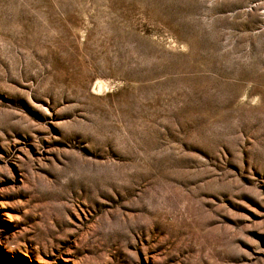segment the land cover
Masks as SVG:
<instances>
[{"label": "rangeland", "instance_id": "374dc122", "mask_svg": "<svg viewBox=\"0 0 264 264\" xmlns=\"http://www.w3.org/2000/svg\"><path fill=\"white\" fill-rule=\"evenodd\" d=\"M0 264H264V0H0Z\"/></svg>", "mask_w": 264, "mask_h": 264}]
</instances>
